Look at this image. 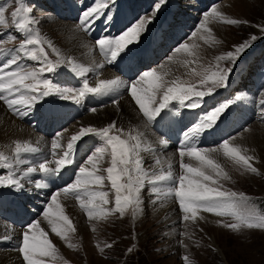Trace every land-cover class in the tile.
<instances>
[{
    "label": "rangeland",
    "instance_id": "1",
    "mask_svg": "<svg viewBox=\"0 0 264 264\" xmlns=\"http://www.w3.org/2000/svg\"><path fill=\"white\" fill-rule=\"evenodd\" d=\"M228 1L229 0H220V2L214 5V8H217L220 5V9H217L221 14L220 17L213 18L211 14H205L203 16L201 25L204 24L206 15L212 18V20H209L206 24L210 27V32L206 34L207 40L205 42L207 43L204 42L200 45L201 47L199 46L197 48L198 51H196L195 54L187 55L185 52L182 53V59H184L182 62H179L180 66L176 67V71L174 72L176 77H173V80H167L165 82L168 86H173V82L177 83L182 80L197 78L198 74H204L207 76L208 74L205 73L208 71L207 68L225 63L223 59H217L218 57H226L227 53L230 51L235 52L242 43L248 44L250 41L257 40H253L252 37L264 36V31H262V28L264 27V0H231V2L227 3ZM225 2L227 4H225ZM105 5H107V7L102 14H100L98 23L105 21L110 27H123L125 24V16L121 12L122 5L119 2L116 3L114 0H105ZM19 7H22L25 10L22 11L17 18H13L11 12ZM29 7L32 9L33 3L27 0H0V8L4 10L5 19V23L0 25V33H3L2 37H0V48L18 44L22 38L26 39V36L33 34L34 29L37 32L35 23V21H37L35 16L38 15L37 10L32 9V12H28L27 9ZM52 8L53 6L50 4L45 12H51L50 10ZM186 10L187 6L184 7L185 15H187ZM21 19L25 25L22 37L15 34L12 28L16 27ZM220 20L225 21L219 22ZM228 20H237L238 23L229 24L227 23ZM68 21L75 23L74 20ZM63 22H67V20H59V22H57V20L47 19L42 25L44 34L48 38H51L53 43L59 44L58 49L60 50L66 48L64 41L68 40L67 37H69V33L64 31L62 25ZM214 24L224 27L226 31V37L224 40L220 39V37L215 34V30L212 28ZM201 28V26L198 28L195 32V36H198L197 33ZM259 28H261V31ZM93 30H90L92 32H89L97 36L96 39L90 37V40L94 44L100 38L107 39L116 36L113 29H105L104 24H102L99 29ZM195 36L191 34L182 44L187 43V41ZM199 38H201V36H199ZM259 41L260 43L258 46L264 47V41ZM180 46L181 45L178 47ZM178 47L168 50L167 54H165L162 59L153 66V70L163 61L170 58L172 53L176 51ZM23 51L31 53L28 48ZM0 54H2V52H0ZM17 56L21 59L20 53H18ZM262 60L264 63V56H262ZM39 69L40 68L38 67L37 69L30 71H38ZM197 71L198 73L195 74ZM41 75L43 79H48L44 73ZM189 81L193 82V80ZM26 83L32 82L26 81ZM82 87L83 84L74 86L72 96H74L75 99L70 97L72 101H80L82 103V114L77 118V124L83 125L85 128L108 126L91 124L88 122V119L82 117L83 115H86V113L92 112L91 109L105 106L97 104L89 105L86 103L87 95L83 97L79 96V90ZM57 88L58 87H52V91H55ZM55 97H58V95H50L47 98ZM262 98H264V93L262 94ZM116 127L117 125H115L111 131L119 134L122 133L121 135L126 137V134L117 130ZM71 129L75 130L74 127H71ZM263 129L264 122L251 121L246 127L239 130V133L247 131L255 138L256 134H260L258 132H264ZM239 133L237 132L235 135H238ZM263 134L264 133H262V137L264 136ZM126 138L129 141L133 140L132 136ZM232 140L229 143L235 146L234 139ZM162 148L166 147L162 146ZM140 152L142 151H138V153ZM158 152L161 153L162 150H159ZM220 152H222V150H219L216 153L221 154L222 156L223 153ZM216 153H214L215 156L213 153H210L209 155L214 157V159L211 156L210 158L221 165L223 171L228 173L229 178L225 179L223 175L217 177L215 174L209 172V174L213 175V178L216 181L215 183L209 182V184L210 186L219 188L221 191H234L244 194L246 201L245 223H240V221L231 214L217 215L216 213H208L206 211L204 212L203 209H199L197 212V218L201 219V217H203V219L198 223V226L192 219L183 220L184 213L179 206L178 199L170 200V202L173 201L175 204L168 205L163 203L161 205L163 206L162 212L158 210L157 202L155 201L153 203V201H151V195H155L156 192L149 190L147 187L140 189V204L137 206L133 203L124 206V212L121 214L119 211H113L115 208L116 193L115 189L110 186V190L103 191V193L106 194L105 198L108 201L106 205H102L105 211L103 213H98L93 217H89L87 213L81 212V210L76 211L77 213L80 212L82 214V216H79L81 218V226L71 220L73 223L72 226L75 230L68 233V239L65 240L61 238L51 230L49 232V228L51 229L52 226H50L51 224H48L47 220L44 233L47 232V238L54 245V250L51 255L43 256L41 258L56 260L58 262L66 261L73 264H264V228H248L246 226V223H257L261 219H264V214L257 211V209L264 210V208L258 205L257 199L253 200V197L256 195L264 198V170L257 169V171L253 173L249 168L236 164L231 157H225L223 155L226 159H230L229 162H224L226 159H219L220 156L216 157ZM2 154L5 159L4 161H0V163L3 165L4 170L0 175L4 176L7 174L6 168H8L5 167V165H9L10 162V152H2ZM107 155L108 154H104L102 157L97 156L96 159L100 160H96V170L104 171L105 181L109 182L110 180L107 179L106 174L107 168L104 165V158H106ZM194 161H196V159L191 160L188 158L182 160L183 163H191L194 167H198L199 161H197L196 165L194 164ZM143 163L147 165V169L151 170V167L148 166L146 160H144ZM107 165L111 167L110 160L107 162ZM261 165L264 168V160L261 162ZM251 166L254 167L253 165ZM179 171L181 173L183 172L181 165L179 166ZM10 172L13 174L12 171ZM121 182L127 183V179L122 178ZM69 203H71L70 206L72 209L77 208L76 201H69ZM166 209L167 212L170 210L168 213L170 216L166 212L165 215H158L160 216V219H152L148 217L149 213L150 216L153 214L157 215L165 212ZM68 210L69 209L64 208L65 215ZM206 217H215V224L210 226L205 220ZM191 222L193 223L190 224ZM84 223H87L86 226ZM233 223H239L240 227L237 229L226 227V225ZM173 241L176 243L177 248L172 246L173 244L171 242ZM12 252V249L7 251L1 249L0 260L5 256L12 257L13 254L15 256L14 258H16V252ZM185 257L187 259H185ZM37 258H40V256Z\"/></svg>",
    "mask_w": 264,
    "mask_h": 264
},
{
    "label": "snow or ice",
    "instance_id": "2",
    "mask_svg": "<svg viewBox=\"0 0 264 264\" xmlns=\"http://www.w3.org/2000/svg\"><path fill=\"white\" fill-rule=\"evenodd\" d=\"M107 5H98L91 7L82 13L81 24L85 27V31H90L92 25L95 22V18L98 17ZM25 9L22 7L16 8L11 12L13 18H17L19 14ZM110 10V9H109ZM28 12H32L29 7ZM220 13L213 8L211 16L213 18L220 17ZM209 20V16H205V23L201 27H205ZM5 23L4 10L0 8V25ZM146 23H151L147 18L142 19L135 26L129 27L117 38H100L97 43L99 50L106 52L109 56V60L117 61L123 58V54L130 51L129 45H133L138 41L141 31L145 28ZM229 24L238 23L237 20H228ZM19 28H25V25L21 19L18 24ZM264 31V29H262ZM193 36L196 33H192ZM257 37H252L255 40ZM41 41L36 37L25 39V42L20 45L21 50H25L29 45H40ZM49 43V47H51ZM194 47V46H193ZM189 44H181L176 49L177 52L181 50L187 51ZM245 50V44H240L236 49V52H228L226 57H218L217 59H236L237 53H242ZM3 51V50H0ZM53 51H56L53 48ZM39 52L42 54L43 62L47 65L46 68L42 67L38 71H21L19 65L18 56L9 55L6 60L0 63V101H5L9 109H15L18 114H27L26 110L34 107V104L40 103L50 95H58L62 99H69L72 96L71 90H67V95L64 91L57 88L52 91L53 82L49 79L41 80L39 77L45 71L53 72L56 69L52 67L51 62L47 60V53L43 47L39 48ZM25 55H30L31 59L40 61L41 56H37L36 51L31 53L24 52ZM194 54V53H193ZM13 66H16L13 68ZM231 69L224 70L222 72H212L206 79L201 81V85L207 84L211 81V86L208 88V92L197 91L193 86H184L179 83L173 82L174 86H168V84L161 81L155 70L144 71L139 79L130 85V96L134 99V103L138 106V109L142 112V115L146 117L147 127L149 124L154 123L155 119L162 110L170 106L171 101H177L181 105H185V101H189L185 106L195 109L200 106V101L206 95H210L213 89L217 86L224 87L229 80ZM31 80L33 83H26ZM147 81L148 86H143ZM140 85V86H138ZM42 86V87H41ZM121 87V81L119 79H101L95 87H89L88 82L84 81L83 87L79 90V96L83 97L86 94L92 95H110L117 93ZM161 96V99L157 101V95ZM239 98V97H237ZM79 102V101H77ZM113 103L118 106V100H113ZM261 108L264 109V100L260 101ZM229 107L228 104L218 106L215 110L210 111L204 118V127H212V123ZM95 112L96 109H91ZM115 127V123L109 124L107 127H103L99 130L93 127L83 128L77 136L72 137V141H78L81 137H85L88 134H94L102 137L107 146L111 148V167L107 168V179L111 182V187L115 189V208L113 211H119L121 214L124 212V206L135 203L140 204V189L144 186V180L141 175H136L141 171V160L139 158L138 148L139 143L129 144L128 140L122 139L119 135H110V131ZM185 137L188 134L185 133ZM193 141L195 137L191 138ZM235 139V138H233ZM160 145L167 146L166 140H159ZM59 147L57 140L54 139L51 143L52 155H55L56 149ZM186 148V150H185ZM222 153L225 157H231L236 164L249 168L251 172L255 173L257 169L250 165V157L242 155L241 150L237 146H233L228 140H224L220 145ZM69 151L63 153V158L55 162V167H49L47 162L39 164L38 169L35 167L28 168L29 173H35L40 171L45 174L58 175L61 173L65 166L72 165L73 160L71 158V150L73 149V143L68 144ZM36 151V149H24V151ZM105 148H98L96 153L88 157V163L91 165L89 170L86 166L79 167V175L76 176L74 183H69L60 191L51 196V203L47 204V210L44 212V217L51 224V231L56 233L63 239H68V233L74 231L71 220L64 214V209L58 202V197L64 195L67 197L71 195L80 202V207L87 211L89 217H93L98 213H103L105 209L102 205L108 203L105 198V193H95L90 190L92 185H100L103 183L105 177L97 175L96 170V158L103 154ZM217 148L204 149L194 146L192 143H188L187 140L182 142L179 156L181 157L182 174L178 177H174L172 172L169 171L166 174L156 175L151 183L155 184L162 181H172L174 184L178 183L179 187L174 188L175 196L179 198V206L182 208L184 216L183 220H195L197 218V212L199 209H203L208 213H216L217 215L231 214L236 217L240 223H245L246 213V201L243 193H237L234 191H221L217 187L210 186L209 182L215 183L212 174L217 177L223 175L225 179L229 178L228 173L224 172L221 165L216 163L210 158V153H216ZM21 152L20 145L16 146V153ZM133 153H137L133 156ZM185 156L193 157L199 161V166L194 167L191 163H183L182 158ZM2 158V157H0ZM8 167V165H5ZM66 170V169H65ZM122 178L127 179V183H122ZM0 186L10 187L16 191H23L24 185L17 179L9 178L6 185L0 184ZM37 188H46V184H36ZM126 193V194H124ZM82 195L87 198H82ZM99 198V202H98ZM203 219V217H201ZM39 222L30 225V229H38ZM248 228H264V219H261L257 223H246ZM226 227L237 229L240 227L239 223H233L226 225ZM71 246V245H70ZM54 250V245L47 238V234L40 230V238L38 239L35 234H30L29 231L22 233L21 245L19 251L22 253V258L26 261V264H42V261L37 257L49 256ZM185 259H187L185 257Z\"/></svg>",
    "mask_w": 264,
    "mask_h": 264
},
{
    "label": "bare ground",
    "instance_id": "3",
    "mask_svg": "<svg viewBox=\"0 0 264 264\" xmlns=\"http://www.w3.org/2000/svg\"><path fill=\"white\" fill-rule=\"evenodd\" d=\"M229 2H231V0H229L227 3H229ZM227 3L225 2V4H227ZM215 9L216 10L220 9V5ZM209 20H212V18L209 17ZM57 22H59V20H57ZM204 23H205V19H204ZM62 25H63L64 31L69 33V37H67L68 40L64 41V45H66V48H64V50L59 49V52L62 54L83 55V58H82L83 60L76 61V62L72 63V67L68 66L70 69V72H72L71 76L82 77L85 75L84 70L90 69L91 72L94 74L93 80L88 83L91 87H95L101 79H108L107 74L112 72L110 70L111 68L110 69L109 68L100 69L98 67V65L102 61V59L105 61V58H103L104 51L99 50V46H96L94 43H92L90 38L86 37L84 35V33H82L79 30V28L77 27V25L75 23L67 21V22H63ZM212 28L215 30V34L217 36H219L220 39H222V40L225 39L226 31H225L224 27H222L221 25H218V24H214L212 26ZM259 29L261 31V28H259ZM90 32H92V31H90ZM209 32H210V27H208L207 25L205 27L201 28L199 30V32L197 33L198 36H195L191 40L187 41V44H189V49L187 51H184V50H181L180 52L174 51L170 58H168L166 61H163L160 65H158L156 68H154V70L157 72V74L160 77L162 82L165 83L167 80L170 81V80H173V77H176L174 74V72L176 71V67L180 66L179 62H182V60L184 59V58L182 59V53L185 52V54H187V55H192L193 53L195 54L196 51H198L197 48L207 40L206 34ZM111 33H112V31H111ZM199 36H201V38H199ZM209 40H210V38H209ZM205 43H207V42H205ZM53 44H55V43H53ZM55 45L57 47H59V44L56 43ZM144 47H145V45H142V47H139V49L134 52V54H138V57L136 58V61L134 62L135 65H138L140 62H143L146 60L148 55L144 54V53H143L142 58L140 59V55H141L140 51ZM82 66H84V67H82ZM152 70H153V68H152ZM143 86H148L147 81L144 82ZM94 109H96L95 112L92 111V112L86 113V115L82 116L84 119H88L89 123L96 124L99 126H105V125L112 124L114 121L115 125H117V127H116L117 130L125 133L126 137L132 136V139H135L138 142H140V144H142L143 147H146L149 145L154 146V145L159 144V140L157 139L155 134L150 130V128L148 126L147 127L145 126L146 123L143 120V118L139 115L134 101L132 99H130L128 96L123 95L118 100V106L113 103V104H110V106L97 107ZM139 117H141V118H139ZM77 122H73L74 124H72L71 126L65 127L66 129L63 130V133L65 136H68L73 131H76V130L84 127L83 125H78ZM71 127H74L75 130H72ZM259 127H260V125H259ZM237 132L239 133V130ZM237 132L233 133L226 140H228L230 142L233 138H235L234 139L235 146L240 148L241 154L247 155L251 158L250 159V165H253L256 169L264 170V168L261 165V162H263V160H264V136L262 137V133H264V132H262V133L258 132L260 134H256L255 138L253 137V135H251L247 131L243 132V133L240 132L238 135H235ZM37 138H38V134L32 128H30L28 125H26V123L23 120L18 119L17 117L12 115V113L8 112L6 107L4 106L3 102L0 101V148L2 150H9L12 148H16L17 143L20 144V146L23 144H27V143H28L27 145H29L30 143H33L35 140H37ZM208 147H210V148H208ZM208 147H203V148L204 149H211V148H217L218 146H208ZM218 148H217L218 151L222 150L220 147H218ZM220 153H222V152H220ZM139 155L143 157V161L146 160V162L148 163V166L151 167V170H154L156 167H159V168L168 167V169H171V167H169L170 166L169 164L173 161V159L175 157V154L172 152H169V151L161 154V153L155 152V151L154 152L153 151L148 152L146 150H143L142 152L139 153ZM213 155H214V153H213ZM217 156H220L219 159H221V160L226 159L225 157H223V155L221 156V154L216 153V157ZM99 157H102V155H99ZM212 158L214 159V157H212ZM186 159H188V158H186V157L182 158V160H186ZM99 160H97V161H99ZM191 160H193V159H191ZM229 160L230 159H226L224 162L227 163V162H229ZM108 161H109V158L107 156L106 158H104V165L106 166V168L109 167L107 165ZM150 161H151V163H150ZM177 161L178 162L181 161V157L177 158ZM188 162H190V161H188ZM102 164H103V162H102ZM194 164L195 165L197 164V160L194 161ZM86 166L91 168V165L89 163H87ZM144 166H145V172L151 171V170L146 168L147 165H145V163H144ZM96 169H97V162H96ZM174 169L179 170V164H177L171 170H174ZM171 170H167L164 173H167ZM154 172H156V170ZM154 172H152V173H154ZM158 175H161V174H158ZM155 176L156 175H152V176L145 175V174L141 175L143 180L153 179ZM144 187H146L145 184L142 188H144ZM56 192H58V190L55 191L54 193H52V195H54ZM146 199H148V198H146ZM151 199H152L151 201H153V203L155 201L157 202V204H158L157 209L160 210L161 212L163 210V208H162L163 206H161L163 203H166L168 205L175 204L173 201L170 202V195H168L167 193H163V194L159 193L155 196L151 195ZM69 201H75V200L73 198H71L69 195L67 197H65L62 194L58 197V202L63 207V209L64 208L69 209L66 212V215L69 217L70 220H72L74 223L79 225L80 220H81V218L79 216H82V214L80 212L77 213L76 211H78L80 209L78 207L75 209H72L70 206L71 203H69ZM169 211L167 212V209H166V211L163 213L158 212L159 214L156 213L157 215L153 214L154 216L153 215L150 216V213H149L148 217H150L152 219L153 218L154 219L155 218L160 219V216H158V215H160V214L165 215L166 212L168 214ZM204 216H207V215H204ZM205 220L211 226L212 224H215L216 218L215 217H212V218L206 217ZM200 221H201V219H198V218L193 220V222H196L198 226H199L198 223ZM37 222H39L38 229H30V232L32 234H35L37 236V238H40V230L42 229L43 232H45L47 219L42 214L41 216H37L35 223H37ZM193 222H191L190 224H192ZM86 224H85V226H86ZM42 225H44V226H42ZM80 226H81V224H80ZM49 227H47V228H49ZM77 228H78V226H77ZM202 228H203V226H202ZM50 230L51 229L49 228V232H50ZM9 232H10L9 225L0 221V236H5ZM1 233H3V234H1ZM46 234H47V232H46ZM88 242H90V241H88ZM171 243L173 244L172 246L174 248H177V245L174 241ZM89 246H90V243H89ZM214 246H215V244H214ZM7 250H9V249H5V251H7ZM12 251L16 252L17 250L12 249ZM14 257H15L14 254L12 257H8V256L2 257V260H0V264H21L20 263L21 258H20L19 253L16 252V258H14Z\"/></svg>",
    "mask_w": 264,
    "mask_h": 264
}]
</instances>
